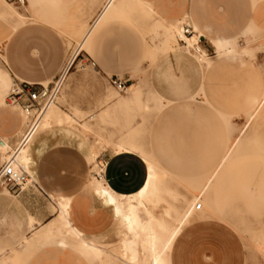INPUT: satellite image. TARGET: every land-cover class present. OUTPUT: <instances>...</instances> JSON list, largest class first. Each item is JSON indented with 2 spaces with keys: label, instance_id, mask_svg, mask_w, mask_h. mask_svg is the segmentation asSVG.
<instances>
[{
  "label": "rangeland",
  "instance_id": "rangeland-1",
  "mask_svg": "<svg viewBox=\"0 0 264 264\" xmlns=\"http://www.w3.org/2000/svg\"><path fill=\"white\" fill-rule=\"evenodd\" d=\"M187 1L189 0L186 3ZM4 2L8 9L23 13L27 18L26 24L14 33L10 30L9 17H3L8 21L6 24L0 22V113L7 107H14L20 118L15 138L2 135L3 140L8 139L13 148L26 121L20 107L9 103L6 96L14 77L22 79L14 70V64L21 58L18 49L23 44L29 45V53L38 54L40 41L33 35L38 34L41 26L51 28L63 44L62 56L65 65L60 75L62 76L81 38L77 27L84 23L88 26L93 22L101 3H93V0H43L39 7L41 17L37 18L28 11L30 0L21 6L10 0ZM177 2L179 0H154L157 13L154 18L145 20L140 1H133L124 5L122 16H117L119 18L103 25L92 43V52H87L96 64H89L85 61L86 58L80 60L79 58L86 56V50H81L70 67L66 82L60 86L55 104L60 106V113L70 115L72 120L65 121L61 126L54 124L49 129L40 130L29 146L30 149L32 147V155L36 160L35 147L41 137L48 139V144H54L53 140L61 136L62 141L58 143L62 142L81 151L86 165L84 187L93 198L99 199L110 210L109 231L93 236L95 240L88 238L100 246L102 251L97 254L83 249L81 242L69 237L67 228L59 223L58 206L51 197V191L48 196L31 183L24 188L8 189L0 186V192L15 201L18 199L25 204L26 201L31 203L33 198H43L45 214L57 211L50 227L53 233L49 236L53 238L46 236L44 240H40L42 244L49 245L58 240L62 242L60 246L66 247L71 243L94 264H127L119 257L121 241L128 227L125 218L129 212V202L112 189L111 194L114 199L117 196L119 201L116 202L121 205V209L116 208L112 201L107 202L106 198L98 194L99 182L93 173L96 160L99 157L108 159L112 153L106 147L113 145L110 140L121 139L126 134V138L145 142L140 145L149 151L144 150L156 162L158 179L163 182L160 201L162 206L159 205L157 210L151 203L145 202V206L158 217H165L167 223L174 227L178 224V216L189 207L186 196L196 186L204 184L214 173L230 146L231 138L238 136L239 140L232 155L216 173L209 190L212 202L217 195L219 213L216 214L214 206L207 207L201 201L202 207L194 212L193 218L174 241L173 264H264V105L258 108L259 100L264 94V33L250 20L253 6L247 0H193L197 16L203 22L210 25L212 23L215 28L224 30L216 31L215 35L217 38L229 40L228 47L241 52L239 56L243 63L238 65L236 61H224L222 55L225 50L207 35L206 45L215 52L211 56H215L199 60L183 50L178 45L177 33L170 34L165 26L176 24L178 19L185 17L184 9L178 16L167 17L165 11L177 5ZM157 7L161 8V12ZM27 30L32 36L23 41L21 34ZM205 33L210 34L209 31ZM161 40L162 45H157ZM7 45H14L18 49L12 50ZM46 45L49 57L55 56V39L48 38ZM244 45L247 47L246 52H242ZM166 46H177L182 60L178 61L173 53L166 56L160 52ZM111 74L113 77L118 75L127 79L126 83H132L129 87L135 84L133 82L139 84L141 99L132 110L126 112L122 106L111 107L117 100H123V95L127 94L126 91H119L110 81ZM43 84H47V81ZM151 91L162 95V101L167 103L161 110L158 107L160 102L158 104L151 96ZM187 103L192 105L191 111L194 114L191 115L185 107ZM203 105L207 106L206 118L201 113ZM105 109L109 114L103 117L101 114ZM122 113L124 117L120 120ZM91 115L95 118L92 119ZM204 119L211 126L206 129V133L196 138L203 139L202 144L209 147L206 148V153H202L200 146L193 140L190 141L198 126L196 122ZM132 122L137 126H128ZM66 127L72 131H67ZM223 129L226 134L218 137L216 142L212 144L205 141L214 138L220 131L224 132ZM116 135L120 137H115ZM81 140L84 143L80 145ZM188 141L190 142L186 143ZM93 143L97 154L94 159H88L87 153ZM223 147L224 153L218 163L203 173L207 162L219 157ZM69 152L61 154L58 159L42 157L41 173L36 174L34 182L38 186L49 187L52 192H63L53 188L62 182L61 175L55 172V165L57 161L60 170L65 161L74 162L75 159ZM4 156L7 155L0 150V163L6 159ZM32 167L37 169L39 163ZM28 172L33 176V171ZM15 194L18 195L14 196ZM60 194L72 199L71 195ZM14 203L13 229L19 236L0 238V250L8 251L15 243L20 249L23 241L21 236L25 234V226L18 222L16 214L20 210L18 211V204ZM25 208L35 209L26 204L21 207L23 210ZM166 210L169 211V216L165 214ZM202 211H207V214L200 216ZM130 237L129 235L128 238ZM39 245L33 244L30 249ZM19 249L13 248V252L16 253ZM148 255V250L143 249L140 257L144 260Z\"/></svg>",
  "mask_w": 264,
  "mask_h": 264
},
{
  "label": "crops",
  "instance_id": "crops-1",
  "mask_svg": "<svg viewBox=\"0 0 264 264\" xmlns=\"http://www.w3.org/2000/svg\"><path fill=\"white\" fill-rule=\"evenodd\" d=\"M145 1L149 2L153 6L146 3L147 5L152 6L154 8L156 7V4L154 5V0H145ZM247 1H248V4L253 6V9L251 10L250 20H252L254 24L264 33V0H258L255 6L252 0H247ZM26 2L27 0H25L24 4ZM187 2L188 3H186V0H179V2H177V5L173 6L172 8L167 9L165 11L167 17L173 18L174 16H178L180 15L182 9H184V16L189 15L190 20H192L194 26H196L198 30L200 31V33L204 36L205 41H206V35L213 41L214 40H225L223 38H217V36L215 35L216 31L223 32L224 30L215 28L212 25V23L210 25V24L203 22V20L197 16L193 0H189ZM190 5L192 6L190 7ZM157 10L161 12V8L157 7ZM117 18L119 17L110 18L106 20L105 22H103L102 24H100L95 29V31L92 34L91 40H90L89 52H92V43L96 39L97 35L99 34V31L102 28V26ZM0 22L2 24H6V22L8 21H6V19H4L3 17H0ZM205 31H209L210 34L209 35L206 34ZM37 33H38L37 35H33V36L36 37L40 41V51L38 54L31 55L29 53V45L26 46L23 44L21 49H18L14 45H7L8 48L12 50L18 49L21 52L20 61H17L16 64H14V70L22 78L21 80L29 81L35 84V86H38L39 83H43L44 81H47L48 84L55 81L61 75L62 69L65 65L63 56H62L63 44L58 39L55 32L49 27L41 26V28L38 30ZM31 36L32 35L30 34L29 30L24 31L21 34V38L23 41L28 40ZM48 38L55 39L57 43V54L53 57H49L48 55L47 45H46ZM162 43H163V40L159 41V43H156V44L162 45ZM87 52L88 51H86V54H85L86 56L79 58V59L83 60L84 58L87 59V57L90 59H93ZM160 52H162L166 56H168L170 53H173L175 54V57L178 61L182 60V56L178 52L177 46L163 47L160 49ZM212 56H215V55H212ZM15 78L17 77H14V79ZM133 83H136V82H133ZM140 93H141V89H140ZM140 93H139V96H140ZM123 96H124V99L120 100L122 101L120 106H122L126 112L132 110L136 102L139 101V99H141L140 97H138L137 99H128L129 94H124ZM151 96L156 100L158 104L160 102L159 106H162V108H164L167 105L166 102L162 101V98H163L162 95L151 91ZM193 96L194 95H192V97ZM204 101L205 100H203V103H205ZM111 107H114V106L112 105ZM185 107L187 108V110L190 112L191 115L194 114L191 111V108H192L191 104L187 103ZM162 108L159 107V110H161ZM105 110H103V113L105 112ZM205 110L207 111V106L203 105L201 109V113L206 118L207 112ZM123 117H124V114L122 113V116H119L120 120ZM196 123L194 122V124L198 126L194 129V134L190 141L193 140L196 144L200 146L201 148L200 151H202V153H206V150H207L206 148H209V147L208 146L205 147L202 144L203 139L202 140L197 139L196 136L206 133L207 132L206 129H208V127H210L211 124L209 122H207L206 124L205 119L203 121L199 120ZM61 125H64V124H60V126ZM19 126H20V118H19V113L16 108L7 107L5 111H2V113H0V136H2L3 134H6L9 136L10 139L15 138L17 136L16 129ZM128 126L134 127V126H137V124L132 122V123H128ZM66 130L72 131L68 127H66ZM223 130L224 132L220 131L215 135L214 138H209V140L206 139L205 141L206 142L210 141L213 144V142H216V139L218 137H222L226 134V130L225 129ZM117 136L118 135H116L115 137ZM122 137L123 138L121 139L115 138L112 141L110 140V142H112L113 145L106 146L110 148L112 153L109 155L107 159V165L105 168L104 178H101V179L105 180L109 184L110 188L116 194L132 195V194H135L141 191V189L144 188L148 180V177L150 175V170H149L148 163L146 162V160L144 159V157L142 156L140 152L123 151V152L117 153L115 151V144L121 141L134 142L139 145L141 142H144L138 139L126 138V134L122 135ZM48 141L49 140L48 139L46 140L45 137L44 138L41 137L39 139V142L37 146L35 147L38 160L34 159L32 155V147L31 149L29 148V168L28 170L33 171V176L35 179L36 174L40 175L41 173L40 164H41L42 157L49 156V157H54L55 159H58L61 154H64L70 151L69 153L75 159L74 162L65 161L62 164L61 169L58 170L57 161H56L55 172L56 174L61 175L62 182H60L59 185L53 188L57 191H63L59 193L72 196L71 217H72L73 223L83 232V234L87 238L94 239L92 238L93 236H98L101 234L103 235L104 233L108 232L109 224H110L109 208L105 206L104 204H102L99 199L93 198L91 196V193L87 191V188L84 187V178L86 176V165H85L83 154L81 153V151H77V149H72L71 147L67 146L66 144L62 142L58 143V141H62L61 136H58V138L53 140V142H55L54 144H48ZM190 141L186 143H189ZM79 143L81 145L84 143V141L81 140L79 141ZM224 147L219 157H216L215 159H212V161L210 160V162H207V165L205 167L206 169L203 173H206L214 164L218 163V161L220 160L221 156L224 153ZM141 148L144 149L142 146ZM0 150L3 153L1 147H0ZM94 151L95 150H94V143H93L90 146V152L87 153L88 159H94L95 157ZM152 151L155 153L154 149ZM157 157L160 158L158 155ZM170 160L171 158L168 159V161ZM36 163H39V167H37V169L32 167L33 164H36ZM97 184H98V187H97L98 194L106 198L107 202L112 201V203H115L116 208L121 209V205L116 202V201H119L117 199V196L115 195V199H114L111 194V190H106L102 188L100 182ZM34 186L37 187L39 190L41 191L43 190L44 192H46L48 196H49V192L53 191L47 186L43 187L41 185L38 186L37 184H34ZM107 194H109L110 196H107ZM16 195L18 194H15L14 196ZM216 196L213 199V206L216 208V212L219 213L220 205H219V202H217L218 200L216 199L217 198ZM30 201L31 203L29 201H26L25 204L30 207H35V209L29 210L28 208L27 209L25 208L23 210L21 209V207L25 205L24 203L20 202L18 199H16L15 201L14 198L0 192V238H10V237L19 236L17 231L15 232L13 229L14 228V218H15V215H14L15 203L14 202H16V204H18L19 206L18 211L20 210L19 213L16 214L18 222H20V225L25 226L23 230L25 234L21 236L23 241L21 243L20 249H19V245H17L16 243L13 244L8 251H4L1 249L0 250V262L8 258L11 260L10 264H94L89 258H87L85 255L80 253L75 248V246L71 243H69L66 247L60 246L62 242H58V240L49 245L42 244L40 240L41 239L44 240L46 236L47 238L48 237L53 238V236H49L51 235V233H53L52 230L48 231V229L52 227L53 222L51 221L57 216V211L55 212L50 211L47 214H45L44 213L45 203H44L43 198H37V199L33 198ZM26 212H28V214L34 219L35 223L33 227H30L28 225V219L26 218ZM58 212H59V209H58ZM36 228H37V232L33 233L32 229H36ZM26 237L29 239L28 240L29 242L27 244H24ZM69 237L71 239L74 238L73 236H69ZM33 244H40V245L33 249H30ZM173 245H172V248H173ZM13 248H18L19 251L15 253L13 252ZM82 248L86 249L84 247ZM172 248L170 252L171 264H173ZM86 250H89V249H86ZM22 255H24L23 258H22Z\"/></svg>",
  "mask_w": 264,
  "mask_h": 264
},
{
  "label": "bare ground",
  "instance_id": "bare-ground-1",
  "mask_svg": "<svg viewBox=\"0 0 264 264\" xmlns=\"http://www.w3.org/2000/svg\"><path fill=\"white\" fill-rule=\"evenodd\" d=\"M30 1H31V6L28 7V11L30 13H33L35 16H37V18L41 17L40 16L41 14L39 13V7L43 3V0H30ZM133 1L134 2L140 1L142 11L146 16L145 20L154 18V14L157 13V11L155 10L154 7L147 5L142 0H93V3L100 2L101 8L95 14L94 16L95 19L93 18L94 19L93 22L89 23L88 26L86 25L87 23H84V24H80V26L77 27L78 32H81V38L78 41V45L72 55V58L64 68L62 76L59 77V81H61V83L66 82V79L70 72V67L74 64L80 51L90 50V40L95 29L100 24H102L103 22H105L110 18L122 16L124 14V10H123L124 5L129 4ZM252 1L254 6L258 2V0H252ZM93 3L91 5H93ZM0 17H9L11 19L9 25H10V30L13 33L18 28L25 25L27 20L25 14L14 11L12 9H8L5 5L4 0H0ZM184 18L188 19L191 25L193 26V28L198 30V28L194 26L192 20H190L189 15L185 16ZM183 19H179L176 24H170V25L166 24L165 26L167 27L168 32L170 34L177 33L179 30L178 28L179 22L182 21ZM214 42L225 50V52L222 55L224 61L226 60L236 61L239 65L243 63V60L239 56L241 52L236 49H231L228 47L229 40L227 39L214 40ZM246 51H247V47L246 45H244L242 52H246ZM199 59H203V58H199ZM139 93H140V86L138 83L133 84L131 87L128 86L127 88V94H129L128 99H137L139 97ZM55 103H52L42 111L39 126L33 138L25 145L19 146V148L14 152L15 154L14 164L23 166L27 172H28L27 168H29V148H30L29 146L33 141L34 137L39 133V131L49 129L54 124L60 125L63 124L65 121L70 122L72 120V117L70 115L60 113L59 111L61 110L60 106ZM121 103L122 101L117 100V103H114L113 106H120ZM263 105H264V94L262 95V98L259 100L258 108L262 107ZM159 107L162 108V106ZM106 111L107 110H105V112L101 114L103 117L108 116L109 113ZM91 118L94 119L95 116L91 115ZM238 140H239L238 136L231 138L230 146L226 154L221 158V162L216 167L214 173L211 176H209L206 179V181L203 180L205 181L204 184L196 186L186 196L185 199L186 204L188 202L189 207L185 210L183 214L178 216L177 218L178 224L174 227H171L167 223L165 217L164 218L158 217L152 211L148 210L147 207L145 206V202H148L151 203L157 210V207L160 205V201L163 195V191H162L163 182L160 179H158L156 162L155 161L153 162L151 154L145 152L144 149H142L139 145L131 144L128 143L127 141H121L115 144V151L117 153L123 151L140 152L144 157V159L146 160V162L148 163L150 170V175L148 177V180L144 188L141 189V191L132 195H123V197L129 202V212L125 218L128 223V227L121 241L122 250H121V256L119 257L121 260L125 261L127 264H140V262H144V264H171L170 252L172 245L174 244V241L181 233L183 227L186 224H188L195 215L194 212H196V210L193 209V205L197 201H203L207 207L213 206L212 197H211L212 195L209 193V190L211 189L216 173L219 171L221 166L230 158ZM0 147L3 151V154L7 155L4 156L6 158L8 157L10 152L14 149V147L12 148V146L10 145L8 139H6V141L3 140V142H0ZM96 154L97 153L95 151L94 155L96 156ZM94 168L98 170L96 168V164H94ZM95 178L100 182L102 188L106 190H111L109 184L106 181H101L97 177ZM34 181L35 179L29 173V178L27 182L23 185V188L30 183L33 185L36 184L35 183L36 181L35 182ZM50 194L58 204L59 223L61 225H64L65 228H67L68 235L73 236L74 238L77 239L78 242H81L82 247L91 250L93 253H97V254L100 253L102 251V248L98 246L94 241H90L83 234V232L76 225H74L71 217V211H72L71 198L65 197L64 195H61L58 192H50ZM56 196H59V198H57ZM160 206H162V204ZM163 210L165 211V208ZM165 214L169 216L170 213L168 210H166ZM199 214L204 216L207 214V211H202ZM26 218L28 219L29 226L33 227L35 222L34 219L28 214V212H26ZM51 230H52L51 228L48 229V231ZM32 231L33 233H36L37 228L32 229ZM129 235L131 236L130 238H128ZM28 240L29 239L26 237L24 244H27L29 242ZM143 249H147L149 252V255L144 259L145 261L142 260L140 257L141 251ZM10 261H11L10 259L6 258L2 262H0V264H10Z\"/></svg>",
  "mask_w": 264,
  "mask_h": 264
},
{
  "label": "built area",
  "instance_id": "built-area-1",
  "mask_svg": "<svg viewBox=\"0 0 264 264\" xmlns=\"http://www.w3.org/2000/svg\"><path fill=\"white\" fill-rule=\"evenodd\" d=\"M17 5H23L25 0H11ZM177 32L178 45L182 47L189 54L198 58L210 57L213 52L206 45L203 35L193 28L188 19H183L179 22ZM91 65H95V61L87 57L85 60ZM60 77V76H59ZM59 77L50 84L39 83L35 84L15 78L7 93L8 102L13 105H18L25 115L26 121L17 140L14 142V149L10 152L8 157L0 163V186L8 189L23 188V185L29 178V173L21 165L14 164V152L28 143L39 126L42 111L52 103H55L59 94L61 81ZM110 81L116 86L119 91H127L129 86L126 83L127 79L121 78L118 75H110ZM0 142H3V137L0 136ZM99 156V155H97ZM96 168L93 173L98 178H104L107 159L99 157L96 162ZM202 206L201 201H197L193 205L194 210H199Z\"/></svg>",
  "mask_w": 264,
  "mask_h": 264
}]
</instances>
